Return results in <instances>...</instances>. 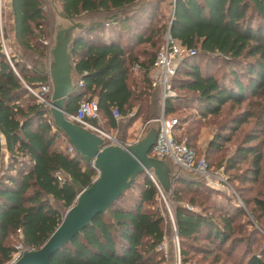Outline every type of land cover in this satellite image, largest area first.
<instances>
[{
    "label": "trees",
    "instance_id": "16d2710c",
    "mask_svg": "<svg viewBox=\"0 0 264 264\" xmlns=\"http://www.w3.org/2000/svg\"><path fill=\"white\" fill-rule=\"evenodd\" d=\"M56 1L70 18L88 22L69 46L74 86L64 101L67 114L74 113L82 95L95 98L98 117L91 124L96 126L95 120L101 117L122 137V131L137 120L144 126L161 114L166 118L186 108L202 120L217 117L225 106L237 107L227 126H220L221 131L207 141L206 148L213 150H220L241 127L247 129L223 167L227 172L245 164L232 176L244 210L235 205L230 214H224L213 206H202L210 187L186 176L197 174L175 167L169 222L160 192L142 172L105 213L97 214L80 234L54 252L50 264H163L157 246L167 228L177 237L180 264H188L189 254L200 251L193 244L199 236L218 247L227 243L228 254L234 252V244L248 242L254 235L261 237L254 227L264 231V0ZM1 4L0 20L4 4L8 9L7 23L0 24L2 39L9 32L19 50L8 61L0 44V264H6L15 246L12 237L22 247L37 249L59 224V208L73 203L96 170L74 150L68 151L70 144L53 127L47 106L27 90L48 83L46 73L29 65L32 57L47 54L51 16L46 0H3ZM164 6L169 7L168 18ZM167 31L194 53L175 67L171 87L176 96L161 103L150 73ZM219 64L226 67L220 75L215 69ZM134 73L139 75L137 81ZM112 109L123 120L117 121ZM179 183L190 193L184 203L183 190L175 186ZM193 206L200 210H192ZM208 208L218 212L217 220ZM245 215L255 226L246 236L236 237L235 229L251 226L247 220L235 223ZM262 254L264 250L251 253L240 264H264ZM173 256V246H167V260Z\"/></svg>",
    "mask_w": 264,
    "mask_h": 264
},
{
    "label": "water",
    "instance_id": "95a60500",
    "mask_svg": "<svg viewBox=\"0 0 264 264\" xmlns=\"http://www.w3.org/2000/svg\"><path fill=\"white\" fill-rule=\"evenodd\" d=\"M47 1L54 15L50 44L46 57L33 58L30 65L47 74V111L53 127L65 136L81 160L91 164L96 176L68 208H62L59 224L37 249H24L16 260L6 264H50V256L80 234L97 214L105 213L138 174L150 173L160 194L168 196L176 171L169 161L148 155L155 143L157 120L148 122L133 142L122 144L106 143L101 135L67 118L64 101L74 86L69 46L88 22L70 18L57 1Z\"/></svg>",
    "mask_w": 264,
    "mask_h": 264
},
{
    "label": "rangeland",
    "instance_id": "374dc122",
    "mask_svg": "<svg viewBox=\"0 0 264 264\" xmlns=\"http://www.w3.org/2000/svg\"><path fill=\"white\" fill-rule=\"evenodd\" d=\"M56 1V0H55ZM58 3V2H57ZM1 4V3H0ZM59 4V3H58ZM3 5V0L2 4ZM46 7L47 11L51 16V26H50V36H49V42L48 46L50 44V37L52 34V26L54 22V15L53 12L51 11V8L48 4V1L46 0ZM163 12L165 15V18H168L169 16V7L164 6ZM8 9L6 4H4V7H2V14H1V20L0 24H6L8 20ZM82 20V19H81ZM85 21V20H84ZM2 37L0 33V38ZM109 37L107 36L105 40L108 41ZM3 40L4 47L6 50V54L9 57L11 54L17 55L18 54V47L16 44H14L12 40L11 34L8 32L7 35L5 36ZM1 44V43H0ZM2 48V47H1ZM2 52L4 54V51L2 49ZM5 56V54H4ZM33 58H38V57H32ZM31 61V60H30ZM29 61V65H30ZM218 68L217 74L220 75V73L225 72L226 67H224L222 64H219L218 67L217 65L215 66V69ZM137 73H134L133 75V80L137 81L138 80ZM226 77V74L224 75ZM183 94L187 95L186 92H180V96ZM189 96V95H187ZM238 112L237 107H231L230 109L228 107H224L222 113L218 115L217 117H206L204 119H200L196 112L191 109V108H186V109H180L176 113L170 115V117L179 119V125H176L178 130L174 131V134L178 137L179 140L184 139L185 142H188L189 145L192 147V149L196 152L197 156H202L206 163L207 167L209 170L212 172H219V170L222 171L225 180H226V186H215L211 184H206V181L199 177V176H194L193 174H187L186 176L188 177H196L204 184L206 187H210V192H208L207 196L208 199L205 202H202V206H207L213 208H216L223 212L224 214H230L232 212L233 207L240 206L243 210L245 209L240 198L237 195V192L235 191V186L238 185L237 181H235L232 176L234 173L239 172L245 167V164H239L237 166V170L234 171H227L223 172V167H224V159L229 156L235 145L239 142L240 136L244 130H246L247 126L241 127L240 130L233 135L231 140L229 142H226L222 145V148L220 150H213V149H207L206 148V143L207 141L212 137V135L216 132H219L221 130L220 126H227L228 121L230 117H232L234 114ZM123 120V117L120 116L118 117L117 121ZM184 120L185 122H181ZM96 126L100 131L106 133L109 135L111 138L115 139L117 142H121L122 139L126 140H132L134 141L137 136L142 132L146 124L143 126L140 121H135L129 128L125 130V132L122 131V137L119 135V131L114 130V129H109L108 126L104 123L103 119L100 117L99 119H96ZM224 134H226L224 132ZM5 158L3 159L4 162ZM177 172V169L175 171V174ZM175 186H178L181 190H183L180 194V197L182 199V203L186 202V198L190 195L188 191L184 190V184H176ZM169 195H163L159 193V199L160 202L162 203L168 220L171 222V214H170V208H169ZM206 203V204H205ZM62 208L60 207V211L62 213ZM65 209V208H63ZM192 210H200L199 207L193 206ZM209 210V208H208ZM209 212H213L214 218L216 219L218 212L209 210ZM217 220V219H216ZM248 221L251 223V226H246V227H241L235 229L234 236H246L249 230H251L253 225L252 219L250 216L245 215L238 217L235 221L237 224L238 222L243 223L245 221ZM243 225V224H242ZM261 235L259 237L258 235H254L253 239L248 242H243L242 244H234V252L232 254H228L227 251V243L223 246H217L216 244H209L206 241H204L201 236H199L196 241H194V245L198 246L200 251H194L189 254V263L188 264H240L241 261H244L245 258L252 254H260L264 250V238L263 234L264 231H261L257 226L254 227ZM173 231H169L168 228L166 229V235H165V240L168 243V247L173 246V251L175 246H178V242L173 241ZM13 244L17 245L16 241V236H13L12 239L10 240ZM166 246V249H167ZM175 253V252H174ZM262 258L264 259V254L261 255ZM175 262V256H173L172 259L167 260V264H173Z\"/></svg>",
    "mask_w": 264,
    "mask_h": 264
},
{
    "label": "built area",
    "instance_id": "2783aa9c",
    "mask_svg": "<svg viewBox=\"0 0 264 264\" xmlns=\"http://www.w3.org/2000/svg\"><path fill=\"white\" fill-rule=\"evenodd\" d=\"M174 2V0H171ZM1 3V0H0ZM1 47L4 51L6 59L9 61V57L6 54L2 37L0 38ZM194 50L192 48H186L179 45L169 35L168 31L163 36V43L159 50L156 52L152 61V71L150 73L151 85L156 87L159 91L161 103L167 98H174L176 96L175 91L171 87V78L174 74L175 67L178 62L185 56L192 55ZM137 65L132 66V70L136 71ZM78 86L82 84L78 81ZM27 90L34 96L37 102L43 103L48 106L49 99H45V94L50 93L49 84H42L37 88H29ZM111 115L114 118L118 117L116 109H112ZM98 117V105L95 98H87L82 95L77 101V105L74 113L67 114V118L97 134L101 135L108 140L106 143L117 142L106 133L100 131L97 127L91 124L92 119ZM157 120L158 131L155 139V143L148 151V155L155 158H163L169 161L174 167L181 168L183 170L193 172L206 181V184L215 186H226V180L221 170L219 172H212L208 169L207 163L202 156H197L196 152L185 144L184 139L179 140L174 135V125L176 119L173 117H164L162 114ZM69 152H73V149L69 146ZM148 176L154 183V179L151 174ZM155 184V183H154ZM156 186V185H155ZM157 187V186H156ZM158 189V188H157ZM159 191V190H158ZM173 241L177 242V237L173 235ZM167 242L164 239L158 246L157 250L162 252L164 259L163 264H167ZM24 249L20 244L14 246V250L11 254L9 262L16 260ZM175 262L173 264H180L178 247L174 248Z\"/></svg>",
    "mask_w": 264,
    "mask_h": 264
},
{
    "label": "crops",
    "instance_id": "0c3cea01",
    "mask_svg": "<svg viewBox=\"0 0 264 264\" xmlns=\"http://www.w3.org/2000/svg\"><path fill=\"white\" fill-rule=\"evenodd\" d=\"M130 142H133L132 140H126V143H130Z\"/></svg>",
    "mask_w": 264,
    "mask_h": 264
}]
</instances>
